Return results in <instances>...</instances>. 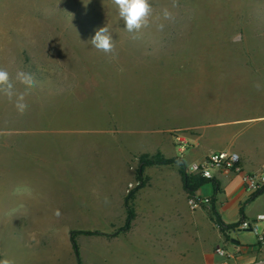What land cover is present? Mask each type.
Wrapping results in <instances>:
<instances>
[{"label": "crops", "instance_id": "0c3cea01", "mask_svg": "<svg viewBox=\"0 0 264 264\" xmlns=\"http://www.w3.org/2000/svg\"><path fill=\"white\" fill-rule=\"evenodd\" d=\"M133 55L114 65L83 69L75 78L65 70L63 78L49 79V84L27 92L25 113L32 114L34 131L55 138L49 148L33 152L32 162L24 152L14 160L5 158L0 168V219L23 218L26 196H32L33 202L65 204L58 211L75 213L50 218L112 220L86 230L94 234L82 235L79 257L72 243L66 246L70 264L74 259L83 264H213L216 247L223 245L235 264L264 262V246L255 235L252 243H244L240 239L245 230L223 232L217 221L227 227L243 218L257 224L264 215V193L253 198L256 194L242 185V173H264V103L249 98L247 78L242 76L227 78L231 84L221 78L232 100L211 101L202 86L200 58L185 51L176 58L154 53L141 66L131 65ZM213 92L215 98L225 95L220 88ZM175 131L190 143L183 160L175 148ZM212 151L239 154L242 171H214V179L197 190L212 199L211 206L192 212L181 164L201 162ZM162 160L174 163L160 164ZM11 162L15 166H9ZM138 182L140 188L130 200L134 220L129 231H120L129 216V185ZM169 219L177 225L169 226ZM234 233L237 240H230ZM4 259L41 264L39 250L24 243L19 229L0 224ZM52 259L47 264H56Z\"/></svg>", "mask_w": 264, "mask_h": 264}, {"label": "rangeland", "instance_id": "374dc122", "mask_svg": "<svg viewBox=\"0 0 264 264\" xmlns=\"http://www.w3.org/2000/svg\"><path fill=\"white\" fill-rule=\"evenodd\" d=\"M151 3L159 19L139 33H129L111 0H0V67L10 72L20 68L31 74V87L15 85L18 92L31 93L34 87L49 84V79L63 78L65 70L68 77L75 78L83 69L114 65L118 59H127L128 53L134 54L131 65L141 66L154 53L176 58L185 51L200 58L201 72L205 74L202 86L210 93L211 101L232 100L226 95L230 89L226 83H232L227 78L242 76L247 78L249 98L264 103V0H175V7L174 0H151ZM165 7L173 13L170 21L163 19ZM159 24H164L162 30L157 27ZM105 25L115 43L114 53L110 54L89 43L96 30ZM108 60L112 63L106 64ZM224 77L225 84L221 82ZM215 88L225 95L215 98ZM35 127L32 114L27 111L21 114L15 107V98L9 101L0 94V168L5 158L14 160L18 152L26 153L25 157L32 162L34 151L43 146L49 148L55 136L37 133ZM16 128L25 131H13ZM9 166L15 165L11 162ZM3 175L2 172L0 177ZM26 199L29 201L24 203L23 218L0 219V224L19 229L24 243L39 250L41 264H47L50 258L53 261L55 258L56 264H70L71 259L65 257L69 253L66 246L75 241L78 247L82 235L94 234L86 231L88 228H97L99 222L100 226L112 222L50 218V214L75 213L58 211L65 204L33 202L32 196ZM49 210L55 211L46 212ZM168 223L177 225L175 219H169ZM257 225L260 231L264 229V221ZM236 234L230 240H237ZM241 234L244 243L255 240L253 233ZM79 254L78 247L76 256ZM74 260L75 264H83L81 259Z\"/></svg>", "mask_w": 264, "mask_h": 264}, {"label": "built area", "instance_id": "2783aa9c", "mask_svg": "<svg viewBox=\"0 0 264 264\" xmlns=\"http://www.w3.org/2000/svg\"><path fill=\"white\" fill-rule=\"evenodd\" d=\"M172 135L175 141L177 155L180 160H183L190 148V143L188 139L179 131H175ZM214 171L224 173H241L242 163L240 155L231 151H212L207 155L205 160L201 162H194L186 166V172L189 175L200 176L208 181H212L214 179ZM140 185V182L130 184L128 188V195H132L135 190L140 188ZM242 185L247 192L251 194H258L264 189V173H242ZM187 203L190 211L194 212L200 208L210 207L212 199L209 197H202L195 192L191 195L188 194ZM262 221H264V215L258 217V222ZM238 227L241 230L253 233V235L257 237L259 244L264 246V229L260 231L256 223L242 221ZM214 252L218 261H215L213 264H235L234 255L228 251L226 246H218ZM260 264H264V262H260Z\"/></svg>", "mask_w": 264, "mask_h": 264}, {"label": "clouds", "instance_id": "9594fccd", "mask_svg": "<svg viewBox=\"0 0 264 264\" xmlns=\"http://www.w3.org/2000/svg\"><path fill=\"white\" fill-rule=\"evenodd\" d=\"M111 2L116 7L118 16L129 33H139L142 29L150 27L154 19H159V14L153 8L151 0H111ZM173 7H175V0ZM162 15L163 19L167 21L174 18L173 13L167 7L163 9ZM157 27L162 30L164 24H159ZM89 43L93 48L105 54L114 53L115 43L107 25L96 30ZM16 83L31 87L33 77L20 68L10 72L8 68L0 67V94L6 96L9 101H13L15 98V107L18 112L23 114L27 109L25 102L27 93L18 92L15 87ZM0 264H11V262L4 259L0 260Z\"/></svg>", "mask_w": 264, "mask_h": 264}, {"label": "trees", "instance_id": "16d2710c", "mask_svg": "<svg viewBox=\"0 0 264 264\" xmlns=\"http://www.w3.org/2000/svg\"><path fill=\"white\" fill-rule=\"evenodd\" d=\"M149 163H152V162H149ZM159 163L160 164H172V163H174V161L173 160H169V161L162 160ZM181 175H182V181H183L184 189L186 190V192L189 195L197 192V190L204 183L208 182V180L203 179L200 176L187 174L186 171H185V165L184 164H181ZM139 180L140 181L143 180L141 175L139 176ZM142 182H143V185H144V181H142ZM215 186H217V185H215ZM263 193H264V189L261 192H259L258 194H256L255 196H253V198L258 197V196L262 195ZM133 194L130 195L128 197L127 201H126V205H127V208H128L129 216H128V219H127L125 227L122 230H120V231L129 230L131 228L132 221L134 220V212H133V210H132V208L130 206V200L133 198ZM217 221H218V225H219L221 231L225 232L227 229H235L236 227H238L241 224V222L244 221V218L238 224L230 226V227L225 226L219 219H217ZM73 246H74L75 253L78 256V247H77L75 241H73Z\"/></svg>", "mask_w": 264, "mask_h": 264}]
</instances>
